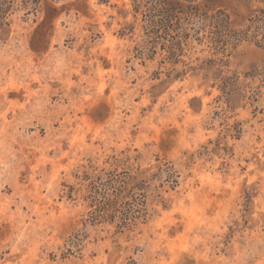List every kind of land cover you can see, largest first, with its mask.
<instances>
[{
	"label": "rangeland",
	"instance_id": "rangeland-1",
	"mask_svg": "<svg viewBox=\"0 0 264 264\" xmlns=\"http://www.w3.org/2000/svg\"><path fill=\"white\" fill-rule=\"evenodd\" d=\"M0 264H264V0H0Z\"/></svg>",
	"mask_w": 264,
	"mask_h": 264
}]
</instances>
